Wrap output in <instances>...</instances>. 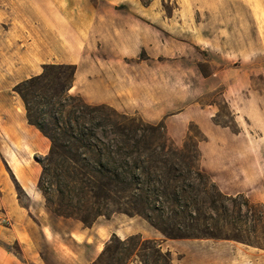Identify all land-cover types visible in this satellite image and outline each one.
Returning a JSON list of instances; mask_svg holds the SVG:
<instances>
[{
	"label": "crops",
	"instance_id": "crops-1",
	"mask_svg": "<svg viewBox=\"0 0 264 264\" xmlns=\"http://www.w3.org/2000/svg\"><path fill=\"white\" fill-rule=\"evenodd\" d=\"M25 1L26 15L36 26L32 41L26 40V61L41 63L40 68L35 65L27 69L26 79L41 73L42 65L69 63L76 66L71 93L81 94L92 104L106 103L122 112L138 113L150 123H159L166 116V130L174 141L184 137L191 121L200 125L209 137L207 142L219 143L221 136L228 134L225 128L212 123L215 111L210 113L192 104L203 91L190 73L184 71L188 90L179 94L175 92L172 64L164 65L167 76L163 80L159 77L157 59L183 51V46L190 44L191 25L178 23L187 33L176 37L170 30L174 26L172 18L164 15L157 0L149 5L141 0ZM235 3H245L247 8V25L245 15L232 12L238 28L255 31L254 36L247 35L238 45L264 47V0ZM32 46H38L39 52L33 55L29 50ZM142 51L151 62L140 57ZM213 78L211 75L204 79ZM160 82H165L166 90L160 91ZM244 87L236 82L224 94ZM50 148L49 138L30 123L24 101L13 86L0 88V264H39L33 260L34 239L43 236L48 240L52 236L50 213L38 187L42 173L38 159L47 155ZM200 148L204 166L213 171L208 164L210 152L204 144ZM5 218L10 221L8 224ZM119 220V228L127 236L140 234L160 240V245L174 254L168 239L159 237L149 223L131 216ZM100 226L95 224L91 229L97 233L118 232L111 230L109 224ZM91 229L77 227L69 234L74 239L90 237ZM96 237L94 234L91 241ZM15 242L21 245V256L10 248ZM185 260L186 256L180 264H185Z\"/></svg>",
	"mask_w": 264,
	"mask_h": 264
},
{
	"label": "trees",
	"instance_id": "trees-1",
	"mask_svg": "<svg viewBox=\"0 0 264 264\" xmlns=\"http://www.w3.org/2000/svg\"><path fill=\"white\" fill-rule=\"evenodd\" d=\"M75 73V65L49 63L14 87L30 123L51 142L39 159L38 187L52 213L86 227L116 212L140 215L167 238L216 237L264 249V204L218 188L200 166L197 136L179 147L162 121L89 103L70 92ZM129 243L143 264L151 257L173 264L157 240L139 234L114 235L96 264L105 253L123 262Z\"/></svg>",
	"mask_w": 264,
	"mask_h": 264
},
{
	"label": "rangeland",
	"instance_id": "rangeland-1",
	"mask_svg": "<svg viewBox=\"0 0 264 264\" xmlns=\"http://www.w3.org/2000/svg\"><path fill=\"white\" fill-rule=\"evenodd\" d=\"M236 1L238 0H157L164 15L172 18L174 26L170 30L176 37L187 33V30L183 32L178 23L191 25L188 34L190 44H185L181 52L157 59L159 77L163 80L167 76L163 66L172 64L175 92L179 94L188 90L184 83V71L190 73L198 81L200 91H203L191 101L192 104L206 108L210 113L215 111L211 118L212 123L225 128L228 133L221 136L219 143L207 142L209 137L200 125L191 121L186 125L184 137L174 141L176 145L182 147L188 135L197 136L200 139V166L218 188L229 196H236L242 190L240 194L264 204V47L238 45V41L246 39L247 35L254 36L255 31L238 28L239 24L233 19L232 12L245 15L247 25V8L245 3L238 5ZM249 24L252 26L251 22ZM35 27V23L26 15L25 0H0V88L13 86L14 89L26 79L28 68L35 65L40 68V62L26 61V40L32 41ZM29 50L34 55L39 52V47L32 46ZM140 57L145 60L149 58L145 51H142ZM211 75L214 76L213 79H204ZM236 82L245 87L225 95V91ZM165 86V82H160V91L166 90ZM248 99L252 102H248ZM161 121L166 123V116ZM201 144L206 145L207 152H210L208 164L213 171L204 166ZM48 212L52 236L48 240L43 236L34 239L36 256L33 260L39 264H96L114 235L121 240L136 235L127 236L119 228L120 217L129 216L149 223L159 237L168 239L174 249V254H171L173 264H180L184 256L185 264H264V249L216 237L167 238L140 215L116 212L109 217H98L97 223L93 225H101L98 227L101 228L104 224H109L111 230L118 231V234H110L98 228L97 233L91 229L93 225L86 227L75 218L58 216L49 209ZM77 227L91 229L90 237L72 238L69 233ZM94 234L97 237L92 242ZM157 241L161 243L160 240ZM115 245L116 242H113L111 249ZM125 247L130 248V254L123 262L112 257L110 253H105L100 263L143 264L135 255V247L130 243ZM10 248L21 256V245L18 242L12 243ZM161 249L162 252L168 251L162 246ZM150 262L166 264L155 257H151Z\"/></svg>",
	"mask_w": 264,
	"mask_h": 264
},
{
	"label": "built area",
	"instance_id": "built-area-1",
	"mask_svg": "<svg viewBox=\"0 0 264 264\" xmlns=\"http://www.w3.org/2000/svg\"><path fill=\"white\" fill-rule=\"evenodd\" d=\"M4 222L8 224L10 221H9V219H6V218H5V219H4Z\"/></svg>",
	"mask_w": 264,
	"mask_h": 264
}]
</instances>
